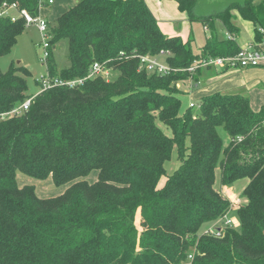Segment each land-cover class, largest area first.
Here are the masks:
<instances>
[{
    "label": "trees",
    "instance_id": "obj_1",
    "mask_svg": "<svg viewBox=\"0 0 264 264\" xmlns=\"http://www.w3.org/2000/svg\"><path fill=\"white\" fill-rule=\"evenodd\" d=\"M170 1L190 24L208 28L198 53L191 33L185 42L164 35L144 0H75L46 20L49 77L81 78L99 63L116 79L43 90L27 111L6 116L32 97L31 74L22 66L0 70V264H264V105L254 112L247 96L215 92L193 103L195 115L189 105L182 111V97L214 67L187 69L240 49L214 33L215 22L237 36L236 12L263 41L264 0H232L203 13L196 12L201 0ZM4 2L38 14V0ZM25 29L21 19L0 17V58ZM61 41L64 68L53 55ZM161 51L174 70L165 75L131 57ZM173 148L179 166L159 186ZM218 172L222 188L247 180L242 204L234 208L216 189ZM17 174L66 188L39 198L34 186L18 185ZM231 210L237 228L201 232Z\"/></svg>",
    "mask_w": 264,
    "mask_h": 264
},
{
    "label": "rangeland",
    "instance_id": "obj_2",
    "mask_svg": "<svg viewBox=\"0 0 264 264\" xmlns=\"http://www.w3.org/2000/svg\"><path fill=\"white\" fill-rule=\"evenodd\" d=\"M232 0H209L207 3L204 1H200L198 3V7L196 12L203 13L204 11L208 12L212 9L214 11H220L225 7L229 2ZM239 1V0H237ZM75 0H55V3L52 4L49 8L43 9L40 11V15L47 21L52 22L63 10L67 7L73 5ZM234 23L238 27L239 32L237 34V43L240 45H244L248 41H251L253 38V26L251 23L243 21L237 14H235ZM216 22L214 26V33L218 34V36L223 37V33L221 30L217 33L216 31ZM221 27V26H220ZM222 28V27H221ZM191 31H192V43L191 48L194 53H198L200 48L203 46L204 41L207 37L210 36V32H204L203 27L200 23H192L191 24ZM225 32V30H223ZM225 36V34H224ZM41 36L36 30L35 27H26L24 32L18 37L16 45L12 48L10 53L6 56L0 58V70L5 72L8 70L9 66L12 65L13 67L22 66L25 67L30 71V77L26 79L28 85V94L33 96L39 92V86L37 85V80L45 74V67L40 62L43 54V48L40 44ZM54 58L59 68H64L68 65L66 55H67V42L61 41L58 43L53 51ZM118 76V73L115 71H111L107 79L114 80ZM264 84V82H263ZM259 86V90L264 98V86ZM183 90H187V88H182ZM263 92V93H262ZM236 93V92H234ZM247 96V92L243 90V92H237ZM191 97L183 96L182 97V111L188 108V105L191 101ZM192 114L195 115L197 113V107H194L191 110ZM161 131L168 137L171 136L170 131L165 128L163 125L157 123ZM220 134L224 139V144L227 143V137L225 136L224 132L220 130ZM179 166V161L177 159L176 149L173 148L171 152L170 159L164 164V171L165 176L160 180L159 186H162L165 182V178L170 176ZM86 180L89 183H93L96 180V173H91ZM17 183L19 186L25 185H32L35 188V194L39 198H50L55 197L61 194L66 187L62 188H55L52 185L50 179L45 181H38L33 178L27 177L22 174H17ZM247 184V180L243 179L237 181L232 187L229 188H222L219 184V172L217 173V182H216V189L218 191L223 192L222 194L228 198L231 204L234 205V208L239 206L243 203V199L241 197V191ZM229 219L232 223L230 224L231 227L234 228L238 227V220L236 217L235 210H231L227 217L223 220V222H217L214 226H223L224 222ZM138 222V220L136 221ZM212 227V226H211ZM208 228H204L201 230L202 233H205ZM185 264H190L187 261Z\"/></svg>",
    "mask_w": 264,
    "mask_h": 264
},
{
    "label": "built area",
    "instance_id": "obj_3",
    "mask_svg": "<svg viewBox=\"0 0 264 264\" xmlns=\"http://www.w3.org/2000/svg\"><path fill=\"white\" fill-rule=\"evenodd\" d=\"M53 4V0H38V14L36 16L31 15L26 9H21L16 3L8 4L3 3L0 7V17H9L12 21L21 19L23 20L26 27H35L38 33L41 36L40 44L43 48L42 58L40 62L45 67L46 58L48 56V48L50 36L47 33V22L40 15V11L45 8H49ZM229 41H235L236 36L226 33L225 38ZM122 55V54H121ZM166 56V53L161 51L157 57H149V56H131L132 58L137 57L139 59L141 67L147 69L151 73H157L165 75L172 70L167 64L162 60ZM264 67V40L256 41L253 40L250 43H247L243 46H240V49L237 54L230 57H219L215 59L202 60L200 63L195 64L194 66L187 69L188 72H194L196 68H228L230 70L237 69H247V68H256V67ZM111 70L107 69L104 65L99 63H94L87 75L81 78H75L71 80H61V79H51L48 75V72L45 68V74L41 76L37 82L39 86V92L43 90H47L52 87H67V88H75L85 84L87 80L93 79L98 76H102L106 80L109 76ZM37 93V94H38ZM36 94V95H37ZM35 97L33 95L31 98L27 99L23 104L11 110L6 116L19 115L20 113L27 111L31 100ZM189 107H194L193 103L189 104ZM232 222L227 219L224 222V226L230 225ZM219 231V229L217 230ZM215 231V226L210 227L205 234H215L216 236L219 233ZM191 259V257H189Z\"/></svg>",
    "mask_w": 264,
    "mask_h": 264
},
{
    "label": "crops",
    "instance_id": "obj_4",
    "mask_svg": "<svg viewBox=\"0 0 264 264\" xmlns=\"http://www.w3.org/2000/svg\"><path fill=\"white\" fill-rule=\"evenodd\" d=\"M207 1L209 0H205L206 3ZM144 2L156 19L159 29L164 35L169 37L179 36L183 42L187 40L190 33L192 36L191 24L188 22L186 14L180 13L177 10L175 2L170 0H144ZM233 14L235 15L237 13L233 12ZM216 23L217 33L221 30L223 33V37L221 38H225L224 34H226V32L223 31L224 29L221 28L222 26L219 22ZM203 31L209 32L208 28H203ZM253 40H255L254 33L252 40L247 43H250ZM247 43H244V45ZM238 45L243 46L240 44ZM263 82L264 68H247L237 70L213 68L205 70L201 73L198 85L194 89L190 90V103H196L199 98L215 92L237 93L243 92L244 90L247 92V97L249 98L253 111L257 112L259 108L264 105V98L260 93L262 89L261 91L259 90V86L263 88Z\"/></svg>",
    "mask_w": 264,
    "mask_h": 264
}]
</instances>
